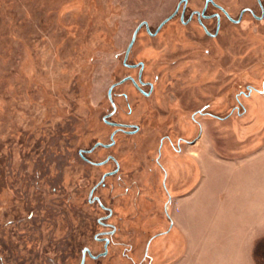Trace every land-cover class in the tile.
I'll use <instances>...</instances> for the list:
<instances>
[{
	"label": "rangeland",
	"instance_id": "374dc122",
	"mask_svg": "<svg viewBox=\"0 0 264 264\" xmlns=\"http://www.w3.org/2000/svg\"><path fill=\"white\" fill-rule=\"evenodd\" d=\"M215 4L229 17L203 21L211 38L198 15L187 20ZM124 61L143 63L153 91L116 87L112 120L140 130L87 157L120 167L94 192L110 229L88 196L114 163L90 166L78 151L108 142L107 90L138 75ZM260 104L264 0H0V264H80L84 247L98 256L84 264H184V234L170 220L200 180L197 152L234 162L255 153ZM255 246L264 264V241Z\"/></svg>",
	"mask_w": 264,
	"mask_h": 264
},
{
	"label": "crops",
	"instance_id": "0c3cea01",
	"mask_svg": "<svg viewBox=\"0 0 264 264\" xmlns=\"http://www.w3.org/2000/svg\"><path fill=\"white\" fill-rule=\"evenodd\" d=\"M255 123L253 128L264 130L263 120ZM196 158L200 180L182 196L178 220H170L178 221L184 234V264H258L255 245L264 241V146L237 162L207 150ZM212 164L216 178L210 177Z\"/></svg>",
	"mask_w": 264,
	"mask_h": 264
},
{
	"label": "flooded vegetation",
	"instance_id": "af4514ba",
	"mask_svg": "<svg viewBox=\"0 0 264 264\" xmlns=\"http://www.w3.org/2000/svg\"><path fill=\"white\" fill-rule=\"evenodd\" d=\"M214 8L218 11L216 13H213V14H206V9L202 10L201 12H196V11H193V12H190V16H188V20L187 22H189L192 17L194 15H198V17H200L201 19V22H202V26H203V29L205 31V34H207L209 37L213 38L216 36L215 33H210L206 27V25L203 23V21H208V20H211V19H214L215 21L218 20V23L220 24V20H221V13L224 15V16H228V13L225 11L224 8L218 6V5H214ZM229 17V16H228ZM230 21L234 23V19L230 18ZM184 23V22H183ZM186 24V23H184ZM142 25H146L145 24H142ZM141 25V26H142ZM140 26V27H141ZM140 30V28H139ZM138 30V31H139ZM137 31V33H138ZM149 31V30H148ZM150 32V31H149ZM136 33V35H137ZM151 35V32L149 33ZM135 39H136V36H135ZM135 39L133 41V44L135 42ZM133 44L131 45V47L129 48L128 52H126V55L128 57L131 49H132V46ZM127 57L125 60H127ZM124 66L128 67V68H131V69H138V75L136 78H133L131 76H125L123 77L122 79H120L119 81L111 84L107 90V98L109 100V105H110V111L104 115V117L102 118L103 122L109 126V127H112L113 130L112 132L110 133V136H109V140L107 143H95L93 144L89 149H86V150H79L78 151V154L80 156V158L86 162L88 165L90 166H94V167H102L106 164H108L110 161L114 163V169L111 170V171H106L104 172L99 181L97 182L96 185L92 186L90 191H89V196H88V200L91 204L93 203H96V204H99V206L101 207L102 210L105 211V215L100 217V219H98V222L101 224V226L105 227V228H110V229H113V227L106 223L110 217L112 216V211L105 207L103 205V203L101 202V200L99 199V197L97 195L94 194V192L97 190V188L99 186H104L105 184V181L109 178V177H112V176H115L118 174L119 172V164L118 162L116 161V159L111 156V155H106L105 158L99 162H93L89 159H87V157L92 154V152L100 147V148H103V149H110L113 147V145L115 144V140H114V137L117 133H123L125 135H129V136H133L135 135L136 133L139 132V127L137 125H133V124H124V123H120V122H117V121H114L112 120V117L114 116V114L118 111V107L116 105V103L113 101V96H112V92L113 90L122 85L123 83H125L126 81H130L133 85V87L140 93L142 94L143 96L145 97H150V94L152 93L153 91V83L151 82H148V81H145L143 80L142 78V71L144 69V66H143V63L142 62H138L134 65H130V64H127L125 63L124 61ZM167 140H169L170 142V139L169 138H166ZM162 142V140H161ZM171 143V142H170ZM183 143V140L182 139H179L177 141V145L175 147H173V150L175 151H180V144ZM172 144V143H171ZM160 147L161 145L158 147V156L155 158V162L156 164L160 167V169L162 170L163 174H164V179L166 178V170L164 169V167L161 165L160 161H159V155H160ZM163 188L166 189V185L163 181V184H162ZM167 191V189H166ZM109 234H112V230L108 231V232H102L99 234V236H105V235H109ZM102 241H104L105 243H108V240L106 242V239L102 238L101 239ZM81 260H82V257H84V262H85V259H86V256L90 257V258H93V259H97L98 256L96 255L95 257L90 253L89 249L84 247L82 249V252H81ZM83 262V264H84ZM81 263V261H80Z\"/></svg>",
	"mask_w": 264,
	"mask_h": 264
},
{
	"label": "water",
	"instance_id": "95a60500",
	"mask_svg": "<svg viewBox=\"0 0 264 264\" xmlns=\"http://www.w3.org/2000/svg\"><path fill=\"white\" fill-rule=\"evenodd\" d=\"M172 16H173V15L169 16L168 18H166V19L163 21L162 24H164V23H166L168 20H170V18H172ZM162 24L158 27L157 31L160 29V27L162 26ZM141 25H142V24H141ZM141 25H139V26L136 28V30L134 31V33H133V35H132V39H131V41H130V43H129V46H128V48H127V52H128V50H129V48L131 47V45L133 44V41H134L135 36H136V33H137V31L139 30V28H140ZM106 242H107V241H106ZM83 262H84V257H82V260H81V263H80V264H83Z\"/></svg>",
	"mask_w": 264,
	"mask_h": 264
},
{
	"label": "bare ground",
	"instance_id": "6f19581e",
	"mask_svg": "<svg viewBox=\"0 0 264 264\" xmlns=\"http://www.w3.org/2000/svg\"><path fill=\"white\" fill-rule=\"evenodd\" d=\"M255 126H258L259 123L264 120V105L260 104V110H258V115L256 116Z\"/></svg>",
	"mask_w": 264,
	"mask_h": 264
}]
</instances>
